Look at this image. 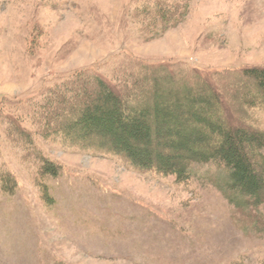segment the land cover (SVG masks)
Listing matches in <instances>:
<instances>
[{
    "label": "rangeland",
    "instance_id": "1",
    "mask_svg": "<svg viewBox=\"0 0 264 264\" xmlns=\"http://www.w3.org/2000/svg\"><path fill=\"white\" fill-rule=\"evenodd\" d=\"M162 66L197 72L229 127L264 137V95L243 74L264 70V0H0V116L20 117L32 142L8 139L0 119V173L16 185L0 189V264H264V203L233 197L222 165L177 181L46 136L30 112L80 72L116 91L140 81L150 106V67ZM255 156L264 175V149Z\"/></svg>",
    "mask_w": 264,
    "mask_h": 264
},
{
    "label": "trees",
    "instance_id": "2",
    "mask_svg": "<svg viewBox=\"0 0 264 264\" xmlns=\"http://www.w3.org/2000/svg\"><path fill=\"white\" fill-rule=\"evenodd\" d=\"M155 2L153 13L161 15L163 24L168 27L173 23L171 11ZM166 30L163 27L160 33L150 31V41ZM166 69L150 67V106L145 101L139 102V98H146L140 81L116 91L99 77L80 72L47 91L48 98L29 101L30 112L36 111L34 121L38 127L44 124L46 136L61 133L72 147L122 156L137 168L174 175L177 181L186 180L194 164L222 165L228 173V189L233 197L242 202L248 200L253 206L264 203L263 168L260 170V158L255 156L264 149V137L245 127H229L218 96L208 91L206 80L197 72L191 71L188 75L179 70L173 74ZM243 74L264 95V70L250 69ZM169 89L173 90L171 98L159 100L162 90ZM9 103L6 106L18 105ZM122 108L126 110L123 115ZM213 112L217 114L214 118L211 117ZM0 119L10 133H4L8 139L16 135L25 144H32L30 139H25L28 134L26 128L21 127L20 117L7 115ZM94 128L99 131L95 132ZM156 128L163 130L156 131ZM79 132L84 133L83 137H77ZM112 132L125 137L127 142L113 138ZM137 148L146 154L140 155ZM162 151L166 154L162 155ZM44 172L52 177L56 175L52 166H46ZM15 186L10 173H0L3 192L12 194Z\"/></svg>",
    "mask_w": 264,
    "mask_h": 264
}]
</instances>
